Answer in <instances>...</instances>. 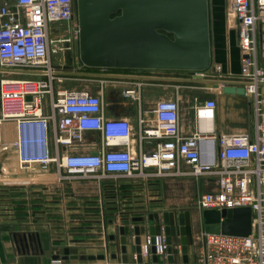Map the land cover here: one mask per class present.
<instances>
[{
    "label": "built area",
    "instance_id": "2783aa9c",
    "mask_svg": "<svg viewBox=\"0 0 264 264\" xmlns=\"http://www.w3.org/2000/svg\"><path fill=\"white\" fill-rule=\"evenodd\" d=\"M227 6L238 30V81L251 93L252 130L218 131L217 103L211 97L194 106L191 126L184 128L180 97H163L137 115L140 147L145 140H156V145L133 154L132 123L126 116L105 115L101 90L57 85L64 76L55 67L54 55L78 45L76 0L0 3V124L13 125L10 143L17 168L30 171L38 165L42 170V188L31 187L39 192L35 195L42 194V206L62 208L64 193L51 191L52 185L73 190V184H86L101 193L96 202L103 206L106 197L113 196L119 208L127 198L117 183L120 179L140 187L160 177L201 179L206 185L211 181L195 198L198 211L249 206L252 231L233 235L201 229L188 245V255L194 257L190 264H264V69L257 59L256 30L264 19V0H228ZM140 87H126L124 94L140 102ZM88 131L99 132L100 140L87 138ZM44 199L50 202L44 204ZM151 237L142 235L143 262H167L170 252L162 220L156 222L153 242ZM171 247L172 254L180 250V240L175 243L172 236Z\"/></svg>",
    "mask_w": 264,
    "mask_h": 264
},
{
    "label": "water",
    "instance_id": "95a60500",
    "mask_svg": "<svg viewBox=\"0 0 264 264\" xmlns=\"http://www.w3.org/2000/svg\"><path fill=\"white\" fill-rule=\"evenodd\" d=\"M76 11L79 26L78 59L87 67L188 70L194 72L193 79L209 82L214 87L221 83L223 92L244 94V87L240 81L203 79L200 73L209 67L212 57L208 0H76ZM94 75L103 74L95 73ZM181 80L186 79L181 78ZM30 98L27 96V99ZM45 202H50V200L44 199V204ZM44 207L45 210L52 211L46 212V215L42 217L35 218L44 220L46 216L53 217L61 214L58 211L61 209L59 206ZM160 207L161 205L149 207L138 205L135 206V209L139 210L137 211L140 212L139 214L123 217L124 221L136 222L131 227L132 262L129 261L126 238L125 226L128 223L119 225L118 235L109 234L103 239H79L82 242L104 244L101 248H105V250H108L110 241H118L120 254L65 253L59 255L55 253L51 258L54 262L58 259L61 261L69 259L86 261L90 259L104 260L108 256L112 259L118 258L119 264H148L143 262L141 256L142 235L149 233L152 235L151 241L153 242L156 222L162 220L170 252L167 264H174V256L171 253L170 214L173 210L161 212L158 210ZM85 209L98 210L99 207H85ZM68 214L69 216L101 215L99 211L97 213H73L70 211ZM200 218L203 223L202 229L209 233L248 235L252 231V215L249 206L225 208L221 211L204 209L200 212ZM48 220L55 222L59 219ZM112 221V219L104 221L102 226L87 225L81 226V228L105 229L106 223H112ZM177 222L182 264H190L186 219L183 212L178 214ZM54 227L63 228L61 226ZM71 228L76 227L72 226ZM13 233L19 232L13 231ZM24 233L27 235L26 232ZM62 234L60 233V235ZM40 237L37 235L36 238L39 250L32 252V255H45ZM67 246L65 245L63 248ZM152 251H155L153 246ZM20 253L25 254V251L22 250ZM151 259L152 263L158 261L155 254Z\"/></svg>",
    "mask_w": 264,
    "mask_h": 264
},
{
    "label": "crops",
    "instance_id": "0c3cea01",
    "mask_svg": "<svg viewBox=\"0 0 264 264\" xmlns=\"http://www.w3.org/2000/svg\"><path fill=\"white\" fill-rule=\"evenodd\" d=\"M6 1V0H4ZM0 0L1 2H4ZM11 1V0H9ZM209 1V21H210V38H211V53L214 56L217 63L225 64V69L227 71L226 77L232 81H238L240 76V50L238 45V35H237V27L233 19L228 16L225 17L224 9L220 5L219 0H208ZM228 13V12H227ZM257 56L258 62L263 67L264 66V21H259L257 23ZM224 53V55H223ZM224 56V57H223ZM222 57L224 59H222ZM62 65L58 70L62 72V75L70 76L71 79L80 80L78 81V85L75 86H85L91 92L102 91L104 100L106 103L105 115L108 117H117V116H126L130 119L135 140L131 144V151L133 154H138L140 149L143 150L150 149L156 145V140H145L142 142L141 147L138 143L137 135L139 133V125L137 123V115L140 109H145L152 105L155 101L159 100L163 97H174L175 95L180 97V108H181V118L184 128H188L191 126V121L193 117V108L196 104L204 101L206 98H209L208 94H214V91L209 87V82L201 81L199 79H193L194 72L187 71L186 76L185 73H175L171 76H165L161 74H148L135 69H122L119 71H107L103 69H96L92 67H87L83 65L79 59L73 58L71 60V68L65 69L64 60L59 63ZM202 72L203 79H210L206 76L204 71ZM95 73L103 74V75H94ZM94 78H100L101 80L96 86H89L87 82ZM114 78V80H113ZM180 78V79H179ZM186 79V80H181ZM141 84L140 87V96L141 101L137 102V107L134 113L130 110L131 97L126 96L124 94V90L129 86H136ZM185 84V85H184ZM190 87H185V86ZM169 85L172 87V90L168 93L163 94L162 87ZM200 85V87H199ZM107 86H116L119 89V95H113L111 99L105 97V88ZM196 86V87H194ZM153 88L156 93L153 94L151 98H149L145 91L147 88ZM202 89L201 93H207V96L199 97L197 95V88ZM214 88V87H213ZM216 88V87H215ZM118 93V92H117ZM241 95L239 93H226L224 92L222 98L227 102V109L225 108L226 104H224L222 109L218 108L216 111V124L218 131L223 130H236V131H251L253 126V117L252 120L245 116L242 113V108L237 107V102L239 101V97ZM134 100V99H132ZM135 101V100H134ZM251 107L252 101L250 100ZM217 108V107H216ZM253 110V109H252ZM4 127H10L13 129V125L11 122H6L3 125ZM86 137L95 141L100 140V134L97 131L86 132ZM120 185V191L124 192L127 195V198H123L125 205L122 211L121 207H117V204H114V200L111 198L113 196H107V202L102 206L101 203L96 202V200L102 199L101 193L97 191L88 190L87 185L83 183L73 184V190L70 188H66V185L54 186L50 187V190H59L61 189L64 193L62 196V206H64V202L72 200V207H74L75 213H101L99 216L95 215H76L73 217L72 225L76 228L71 229L75 235H82L81 237H86L87 239H103L106 235L115 234L118 235V227L122 223L126 224V238L127 245L129 248V261H133V253L130 250V242H131V227L136 224V222L132 221H124L123 217H132L134 215L139 214L138 209H135V206L138 205H161L158 209L159 211L164 210H173L171 212V235L173 236V241L178 243L180 240L179 230H178V214L183 212L186 219V227H187V237H188V245L190 246L193 242L190 239V235H195V231L193 229L192 224L188 226L187 221L191 222L201 219L200 212H193L187 205V200L190 199V187H195L194 181L191 179H181L177 177H160L158 179H154L150 181L149 184L145 187H140L136 182H132L126 179H120L117 182ZM196 189L199 193L207 190L211 186L210 184L206 185L203 180H197ZM18 189V188H17ZM15 189L14 191H21ZM143 189V190H142ZM188 193V194H187ZM123 194V193H122ZM124 194V195H125ZM66 204V203H65ZM50 205V204H48ZM55 204H52V206ZM58 205V204H56ZM68 206V203L66 204ZM85 207H99L98 210H87ZM112 219V223H106L107 226L105 229H83L81 226H102L104 221H108ZM67 222L71 220L70 218L65 219ZM190 222V223H191ZM59 225H63L62 222H57ZM71 224V222H70ZM69 226V225H68ZM43 232L44 235H49L50 232L53 231L48 230ZM10 230V228H8ZM63 231V232H62ZM64 233V228L61 231ZM78 233V234H77ZM42 235V234H41ZM11 250H14L12 240L8 241ZM5 246H6V242ZM104 244L100 243H89V247L93 246L94 248L86 249L85 254H93L97 255L100 253H118L120 254L119 243L118 241L109 242L108 250L105 248H101ZM81 246V245H80ZM85 246V245H82ZM100 246V248H96ZM87 250H92L87 251ZM94 250V251H93ZM6 251H8L6 249ZM15 251V250H14ZM82 253V252H81ZM47 254L45 253V256ZM50 257L52 254H49ZM8 253L0 248V263L7 264L4 259H6ZM40 255H32V254H22L19 255L20 258H25L27 263L36 264L37 258ZM44 256V255H42ZM174 264H181V253L180 250L174 249ZM52 259V258H51ZM193 260L190 259L189 254V262L191 263ZM120 260L118 258L112 259L108 256L104 260L99 259H90L86 261L82 260H67L61 262L51 261V264H119ZM159 264H167L166 260L161 261Z\"/></svg>",
    "mask_w": 264,
    "mask_h": 264
},
{
    "label": "rangeland",
    "instance_id": "374dc122",
    "mask_svg": "<svg viewBox=\"0 0 264 264\" xmlns=\"http://www.w3.org/2000/svg\"><path fill=\"white\" fill-rule=\"evenodd\" d=\"M4 1V0H3ZM9 1V0H6ZM220 5L222 6V9H224L225 17L227 18V8H228V0H219ZM264 21V19L260 20ZM237 29V28H236ZM238 35V30H237ZM238 45H239V39H238ZM258 48V47H257ZM258 50V49H257ZM224 55V53H223ZM75 57H78V46H76L74 49L71 50H65L63 49L60 53L55 54L53 57L55 67L59 69L62 67L59 63L64 60L65 62V69L71 68V60ZM224 57V56H223ZM222 57V59H224ZM77 59V58H76ZM258 59V56H257ZM259 63V62H258ZM225 64L217 63L214 56L211 57V63L208 68H206L204 73L206 76L210 79L215 80H229L228 77H226V69ZM96 69H103L107 71H119L124 69H130V68H96ZM136 71H142L148 74H161L165 76H171L175 73H185L188 70H176V69H135ZM186 76V73L184 74ZM100 78H94L87 82L89 86H96ZM114 80V78H113ZM78 81L71 79L70 76H65L62 80V82L58 83L57 85H60L62 87H73L75 85H78ZM185 85V84H184ZM187 85V84H186ZM190 87V86H185ZM196 87V86H194ZM200 87V85H199ZM197 88V95L199 97L207 96V93H201L202 89ZM209 87L214 91V94H208L209 98H214L217 103L216 111L219 109H222L224 104H226L224 107L227 109V102L222 98L223 95V85L219 83V85L215 88L211 83L209 84ZM214 87V88H213ZM172 90V87L169 85L162 87L163 94L168 93ZM105 97L111 99V97L115 95H119V89L116 88V86H107L105 88ZM118 92V93H117ZM156 93V91L149 87L146 89L145 94L151 98L153 94ZM239 101L237 102V107L242 108V113L247 116L250 121L253 117V110L251 107V93H248L244 89V94H240ZM130 104V110L132 113L136 110L137 102L136 100L131 99ZM4 124H0V248L8 253V256H6V259L4 261L7 264H29L27 263L25 258H20L19 255H22L19 250L14 247V250H11L9 246V239L12 238L11 233L13 231L17 232H25V231H40L42 235V243L43 248L45 249L46 256H38L37 263L36 264H51V257L49 254L57 253L59 255H63L65 253L69 254H81L85 253L86 249L94 248L93 246L89 247L88 242H82L79 239H87L86 237H81L82 235H75L76 233H73L71 228L73 217L76 215L69 216L68 212L72 211L74 213V207H72L73 201H67L64 202V206L60 210H58L61 214L58 216L53 217H47L44 220H41L39 218L35 217H42L46 215V212H51V210L47 211L45 210V207L42 206V198L39 199L42 194L35 195V193H39L37 191H32L33 188L31 187H41L40 183L38 181H41L43 179V173L42 170L38 165H34L32 170H19L16 165V154L14 146L10 143V136L13 134V130L10 127H4ZM45 179V175H44ZM194 181L195 187H190V199L187 200V205L193 212H197L198 209L195 205V198L199 194V192L196 190L198 188L197 186V179H192ZM24 188L26 187L24 191L15 192L14 188ZM42 188V187H41ZM45 189V188H43ZM50 189V188H49ZM51 191H53L51 189ZM48 191V192H51ZM27 192V196H15L16 194H21ZM15 194V195H14ZM188 194V193H187ZM14 195V196H13ZM22 199V200H21ZM38 203V204H37ZM68 203V206L66 204ZM52 205V204H50ZM72 209V210H71ZM57 211V210H55ZM24 214V215H23ZM23 215V216H22ZM66 218H70L71 220H68V222L65 220ZM48 219H59L55 222H52ZM61 219V220H60ZM62 221L63 225L57 224V222ZM71 222V224H70ZM190 220L187 221L188 226L192 224L193 229L195 231V234H198L199 231L202 229V220L197 219L193 222ZM69 225V226H68ZM54 226H61L64 228V235H60L59 232L63 228H55ZM46 228H48L49 232L50 230L53 231L50 232L49 235H44L43 232L46 231ZM10 228V230H8ZM78 234V233H77ZM61 239V240H59ZM191 241H196L197 235H190ZM61 241V242H59ZM6 242V246L5 243ZM60 244V245H59ZM65 245H69L66 248H63ZM81 245V246H80ZM85 245V246H82ZM97 249L100 248V246L96 247ZM6 249L8 251H6ZM92 251V250H87ZM94 251V250H93ZM190 259H194L192 255H190ZM60 260V259H59ZM72 260V259H69ZM61 262V261H60Z\"/></svg>",
    "mask_w": 264,
    "mask_h": 264
},
{
    "label": "flooded vegetation",
    "instance_id": "af4514ba",
    "mask_svg": "<svg viewBox=\"0 0 264 264\" xmlns=\"http://www.w3.org/2000/svg\"><path fill=\"white\" fill-rule=\"evenodd\" d=\"M25 232L27 233V235H25L24 232H19V233H13L12 232L11 233V235H12L11 240L13 243V247H16V249L19 250L20 252H22V250H24L25 254H31L32 252L38 251L39 248L36 245V238H37V235H39V236L41 235V232L37 231V230L36 231H25ZM53 254H55V253H53ZM60 261L61 260L58 259L55 262H60Z\"/></svg>",
    "mask_w": 264,
    "mask_h": 264
},
{
    "label": "bare ground",
    "instance_id": "6f19581e",
    "mask_svg": "<svg viewBox=\"0 0 264 264\" xmlns=\"http://www.w3.org/2000/svg\"><path fill=\"white\" fill-rule=\"evenodd\" d=\"M219 85V84H218Z\"/></svg>",
    "mask_w": 264,
    "mask_h": 264
}]
</instances>
